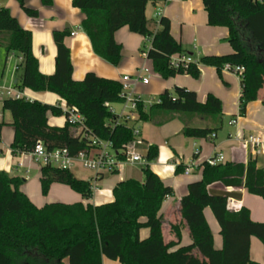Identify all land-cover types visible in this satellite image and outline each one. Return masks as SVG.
Segmentation results:
<instances>
[{"label": "trees", "instance_id": "trees-1", "mask_svg": "<svg viewBox=\"0 0 264 264\" xmlns=\"http://www.w3.org/2000/svg\"><path fill=\"white\" fill-rule=\"evenodd\" d=\"M30 18L38 11L26 7V0H15ZM53 0H41L50 7ZM167 0H72L73 6L85 16L82 29L90 39L94 53L110 65L117 67L122 60V47L115 40V33L127 27L131 34L151 40L148 59L154 72L164 80L176 76L200 78V69L170 67V57L183 54L181 46L170 35L167 19L159 21L160 30L151 32L147 27L148 4L166 3ZM207 23L211 27L228 30L227 42L233 52L227 56H205L199 64L216 69L219 77L226 65L230 72L236 68L256 70L264 76V6L260 0H203ZM32 32L24 30L9 9L0 7V36L6 55L21 58V76L15 87L34 92L56 94L69 108H76L85 119V126L100 139L113 143L119 159L134 140L129 123L111 130L115 117L109 105L121 104V81L100 78L88 73L74 81L70 50L65 46L68 31L55 32L56 70L51 76L42 75L38 60L32 53ZM250 77V73H249ZM245 73L239 115L244 117L248 104ZM161 103L143 111L138 107L140 121H148L155 112L175 113L182 117L213 121L210 128L184 125L186 138L206 139L215 135L223 126L221 101L209 94L200 103L196 93L186 89L165 91L159 96ZM2 110L10 113L15 133L13 155L27 154L42 142L48 151L68 148L75 155L87 148L84 139L75 138L70 126L50 127L48 116L60 117L58 106L37 101L5 100ZM1 128V126H0ZM158 147L147 148L148 164L158 158ZM202 179L191 183L188 194L180 202L181 218L191 238L190 246L178 247L181 241L180 226H173L175 241L166 243L162 233L163 220L159 213L172 189L165 186L149 165L142 169L143 182L128 179L113 189L114 201L101 206L54 203L42 208L35 206L21 191L24 179L0 172V264H103V258L119 264H259L250 258L251 238L264 246V223L251 219L250 211L241 208L230 211L225 196L212 195L209 186L221 183L224 187L244 188L264 200V169L256 161L201 165ZM184 172L177 167L176 173ZM43 197L53 184L68 186L83 201L93 199L92 181L78 179L72 171L53 166L40 170ZM209 208L217 219L222 237V249L214 246L212 230L204 211ZM149 229V237L140 239V231Z\"/></svg>", "mask_w": 264, "mask_h": 264}, {"label": "crops", "instance_id": "crops-1", "mask_svg": "<svg viewBox=\"0 0 264 264\" xmlns=\"http://www.w3.org/2000/svg\"><path fill=\"white\" fill-rule=\"evenodd\" d=\"M2 1H4L5 6L0 2V7L9 9L11 15L17 19L20 26L24 30L32 32V53L38 60L39 71L42 75L51 76L55 73L58 49L54 42V33L62 31L70 33L68 37H65L64 43L70 50L73 66L72 78L74 81L81 82L88 73H95L100 78L121 81L125 76L134 77L143 66H147V62H151L150 60L146 61L142 56L144 49L148 46L146 39L143 36L131 34L127 27L115 33V40L122 47V60L119 66L114 67L98 57L92 49L90 39L81 26L85 16L73 6L72 0H53L50 7H44L41 0H26L27 8L38 11V17L36 18L28 17L15 0ZM159 12H161V18L169 21L170 35L175 42L181 46L184 53L191 55L194 59L200 60L202 57L212 55L227 56L233 52L226 41L228 30L223 27H211L208 25L207 12L205 11L203 0H167L166 3L148 4L146 7L147 27L153 33L160 30L159 21H161V18H157ZM2 41L0 36L1 46L3 45ZM10 55L12 56L13 54ZM10 55L7 56L5 53V62ZM18 58L22 62L21 58ZM207 68L216 71L215 68L200 65V73H203L204 71L202 70ZM245 75L249 79L247 81L248 104L244 117L239 115L242 89H244L241 79L236 81L238 86L235 85L234 89H229L232 91V99L238 100L234 111L236 114H233L230 124L234 119L238 122L235 125L231 124L235 127V131L227 135L228 141L216 142L219 138V131L215 134L216 138L214 139L211 137L206 139L186 138L183 135L184 125L200 128L214 126L213 121H205L199 118L190 120L191 118L189 119L186 116L183 117L185 119L180 124L175 118L172 119V115H166L168 114L166 112H155L148 121L154 122L164 134L165 142L161 144L151 143L147 138L143 137L141 128L146 122L145 120L140 121L138 118V124L134 123L131 125L129 123L133 129L139 130L141 134L139 140L148 145L140 154L145 156L147 148L151 145L158 147L159 152L156 162L147 165L165 186L172 189V195L163 203L159 215L163 217L162 233L166 243L175 241L176 234H173L172 227L180 226L181 241L178 247L172 249L173 251L179 247H186L191 244L190 234L181 218L180 202L188 194L190 184L199 182L202 179V170L204 169H202L201 165L218 154L224 156V164H247L253 160L250 158L249 153L237 142V135L242 137L250 134L264 136V76L256 70L250 71L249 67L245 71ZM20 76L21 72L19 75H14L13 82L2 85L14 86L18 83ZM187 77V75L176 76L170 82L167 81L165 83L160 80L150 81L147 86L141 84L136 86L134 91L136 95L146 101L149 97H159L165 91L174 92L178 88L186 89L196 93L198 101L204 103L207 96L212 93L200 92V89L196 90L190 87ZM200 78H202L201 74ZM22 92L31 102L37 101L50 106H59L65 103L53 93L34 92L29 89H24ZM215 97L218 98L219 96ZM218 99H221L222 110H224L227 105L225 100L221 97ZM112 109L115 111L113 105ZM115 113L118 114L116 111ZM4 114H2L3 118L0 121V172H5L11 177L24 179L25 182L21 187V191L29 196L28 198L38 208H42L47 204H74L79 202L84 205L101 206L112 203L115 200L113 189L117 184L128 179L143 182V177L141 180H139L138 176L129 175L125 177L123 169L127 167L142 170L144 167L140 165H125L121 169L122 172L120 170L118 173L104 176L101 179L102 183L98 185V191L93 194V199L89 201H83L78 193L76 194L68 186L62 184H53L48 195L43 197L40 184L42 165L36 163L29 156L13 155L11 145L15 131L11 126L12 121L6 122L4 120ZM48 125L63 129L66 125V119L64 116L55 117L49 115ZM70 133L77 138L79 130L70 127ZM226 144L228 146H225ZM256 162L258 168L264 169L262 159H258ZM20 164L22 166H19ZM191 164H193V171L190 175H185L183 172L176 173L177 167H183L184 169ZM92 177L93 174L85 181H91ZM208 191L212 195L227 197L230 203V211L246 208L250 211L251 219L254 222L264 223V200L261 197L249 194L244 188L224 187L221 183L209 186ZM204 214L213 233L214 246L217 250H221L223 242L217 219L214 218L209 208L205 209ZM140 232L141 240L149 237V229H142ZM250 253L252 261L264 264V246L255 237L251 238ZM103 264H119V262L103 258Z\"/></svg>", "mask_w": 264, "mask_h": 264}, {"label": "built area", "instance_id": "built-area-1", "mask_svg": "<svg viewBox=\"0 0 264 264\" xmlns=\"http://www.w3.org/2000/svg\"><path fill=\"white\" fill-rule=\"evenodd\" d=\"M260 3L264 6V0H260ZM157 18H161V12L157 14ZM146 42L148 46L144 49V53H142V56L146 61H149L148 53L152 48L151 40H146ZM191 65L200 67L199 60L194 59L189 54H176L170 57V67L173 69L186 70ZM151 70L152 69L145 65L138 71V73L134 77L125 76L122 78V112L116 114L112 109V106L106 104V106L109 107L111 113L115 117H117L111 124V130L125 123H131L134 115H136L138 119L139 105H142L143 111H148L153 106L159 105L161 103L159 97H149L145 101L139 95H136L134 91L136 86L140 84L144 86H147L149 84L150 75L152 73ZM223 70L230 72L229 65H226ZM233 73H241V79L244 76L245 69L236 68ZM5 100L30 101L21 90L15 87V85H0L1 106ZM58 107L61 109L62 115L66 119V123L70 127L77 128L79 130L77 138L84 139L87 143V148L75 155H72L70 154L68 148H60L48 151L42 142H37L34 146L35 148H33L31 152L27 154L23 153L20 155L31 157L36 163H40L42 167L44 165L53 166L58 169L72 171V168L75 165H82V168L91 171L93 174V177L91 179L93 194L99 189L97 184L99 183L98 181H100L106 175L118 173L123 167H125V165H140L142 167L147 166L148 163L145 159V156L137 151V147L142 143L139 140V136L141 134L138 129H133L134 140L128 144L125 149L126 151L123 152L124 159H119L118 154L114 149L113 143L109 140L100 139L99 137L95 136L93 132L89 131L85 126L84 117L79 114L76 108H69L66 103L59 105ZM2 114L3 113L0 112V121L3 118ZM237 122L238 121L234 119L231 124L235 125L237 124ZM211 138L214 139L216 138V136L212 135ZM237 142L243 149H245L249 153L250 158L253 161L262 159L264 164V136L250 134L242 137L241 135H237ZM224 160V156L222 154H218L208 159L207 163L210 166H217L220 164H224ZM19 166H22V164H20ZM192 169L193 164L185 167L183 173L185 175H190L193 171Z\"/></svg>", "mask_w": 264, "mask_h": 264}, {"label": "rangeland", "instance_id": "rangeland-1", "mask_svg": "<svg viewBox=\"0 0 264 264\" xmlns=\"http://www.w3.org/2000/svg\"><path fill=\"white\" fill-rule=\"evenodd\" d=\"M0 2H2L1 4H4L5 6L4 1L0 0ZM147 66L150 69H152L151 70L152 73L150 75V81L154 82V81L160 80L163 83H165L167 81L170 82V80L172 79L170 78L168 80H164L163 78H161L157 73L154 72L151 62H147ZM202 71H204L203 73H201L202 78L194 79L191 76H188L187 81L190 83V87L196 90L200 89V92L201 91L211 92L212 94H214V96H219L225 100L227 105L223 110V126H222V129L218 132L219 138H218V141L216 142L219 143L221 141H228L227 135L229 133H234L235 131V127H233L230 124V120L233 118V114H236L234 111H235L236 102H238L237 99L235 100L232 99V91L229 89L230 88L234 89L235 85L238 86L236 81L240 80L241 73L237 74V73L228 72V71L223 70L222 76L219 77L217 72L211 68H207ZM20 72H21V61L19 60L18 56L10 55L8 60L5 62V50H4V47L0 45V85L10 84L11 82L14 81L13 80L14 75L15 74L19 75ZM200 95L203 96L201 93ZM113 108L118 114L121 113L123 110V106L121 104H115L113 105ZM0 111L5 113L4 120L6 122L12 121L10 113L7 111H3L1 105H0ZM166 115H169V116L172 115L173 116L172 119L175 118V120L178 121L180 124H182L183 119H185L182 116H179L175 113H168ZM134 123L138 124L136 115L133 116L131 125H133ZM141 130H142L143 137L147 138L151 143L161 144L165 142L164 134L159 130V127L155 125L154 122H151V121L144 122ZM141 142H142L141 145L137 149V151L140 153H142L144 151V148L148 146L143 141ZM207 145H210V144H207ZM225 146H228V144H226ZM155 162L156 161L152 163H155ZM81 166L82 165L80 164L75 165L72 168V172L78 179L87 180L91 176L92 172L82 168ZM123 171L125 172V177H128L129 175L134 176V177L138 176V178H140L139 180H141V178L143 177V171L138 168L134 169V168L126 167L125 169H123ZM98 182L99 183L97 184L100 185V183H102V180Z\"/></svg>", "mask_w": 264, "mask_h": 264}]
</instances>
